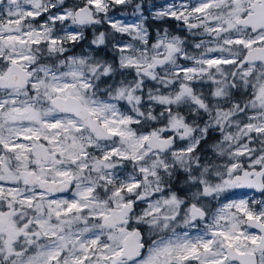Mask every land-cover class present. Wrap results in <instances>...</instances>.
Masks as SVG:
<instances>
[{"label": "snow or ice", "instance_id": "obj_1", "mask_svg": "<svg viewBox=\"0 0 264 264\" xmlns=\"http://www.w3.org/2000/svg\"><path fill=\"white\" fill-rule=\"evenodd\" d=\"M153 3L156 15L163 18L161 24L153 27L146 42L138 28H131L136 35H130L128 27L118 30L121 38L117 52L129 53L133 46L129 41L143 50L147 62L139 58L140 53L126 60L121 56L130 76L142 74L146 78L142 83L155 78L154 68L178 57L182 61L176 69L178 77L191 79L215 71L221 79H213L211 84L234 93L235 100L229 107L237 111L221 112L217 108L213 127L218 133L205 129L209 139L218 134L222 142L236 140L239 145L236 159L229 162L223 174L227 178L213 189L226 194L220 207L209 213L193 204L183 216H157L162 209H152L144 215L156 219L145 225L143 219H133L134 209H151L153 202L160 201L168 207L183 208L182 202L167 188H154L151 196H141L139 201L135 197L123 201L93 199L95 192L115 197L124 191L132 193L140 188L141 177L113 191V177L106 175L101 186L93 187L89 181L87 190H81L71 166L86 160L88 153L82 143L77 144V135L87 130L102 139L99 126L107 136L125 137L129 134L123 126L130 121L102 119L99 104L86 96L93 84L84 78L79 58L61 61L56 67L38 59L32 48L63 45L55 36L45 40V27L70 21L66 5L54 6L51 16L47 10L41 12L30 6L24 16L9 14L7 27L0 23V264H17V258L19 264H264V123H256L264 121V0ZM111 4L119 13L125 0H111ZM87 5L101 9L104 0H87ZM25 16L32 18L35 31L14 27L21 25ZM109 20L108 26L116 29V21L110 16ZM81 23L87 26L92 21L82 17ZM165 23L170 25L171 33L163 28ZM123 24L127 26L128 21ZM177 24L184 31L174 36ZM69 31L74 33L75 42L79 28L73 26ZM186 36L197 37L188 49H202V55L179 56ZM16 45L28 47L18 51ZM149 49L154 54L150 55ZM98 51L111 56L103 48ZM220 66L228 71L220 70ZM110 79L111 74L105 73L104 82ZM223 87L215 88V92L219 94ZM156 102L159 106L173 103L167 97ZM139 126V121L133 125ZM234 129L239 133L236 137L231 134ZM164 135L170 136L171 132L165 130ZM150 138L145 134L143 141ZM77 148L81 149L79 153ZM133 159L142 161L143 157L121 153L118 147L103 156L104 161H125L126 165ZM87 167L83 165L82 169ZM100 167L105 169L103 164ZM140 172L146 173L147 169L141 168ZM202 190L205 196L209 194V186ZM249 191L254 196L246 199ZM178 220L187 226L206 223L202 232L193 234L178 231V225L171 227ZM146 227H159L165 235L170 229L171 235L153 244L144 236Z\"/></svg>", "mask_w": 264, "mask_h": 264}, {"label": "clouds", "instance_id": "obj_2", "mask_svg": "<svg viewBox=\"0 0 264 264\" xmlns=\"http://www.w3.org/2000/svg\"><path fill=\"white\" fill-rule=\"evenodd\" d=\"M61 5L67 6L70 22L65 24L60 21L59 26L49 23L44 29V39L48 40L55 36L63 41V45L58 43L54 46L32 48V52L43 64L52 67H56L61 61H68L69 58H79L78 66H81V71L85 74L84 78L93 84V89L87 90L86 96L89 100H95L99 104L102 119L114 117L117 120L128 119L130 121L129 124L123 126L129 134L125 137L107 136L99 126L97 130L103 137L102 139H97L95 134L87 130L77 135V144L82 143L83 150L88 153L86 160L80 159L77 164L71 166L73 174L80 181L81 190H87L86 186L89 181L92 182L93 187L101 186L102 178L106 175L113 177V191L120 186L126 188L128 183L135 182L136 177H141L140 188L134 189L132 193L124 191L119 197H115L111 193L102 195L100 192H95L93 199L123 201L135 197L139 201L141 196H151L154 188L157 190L167 188L168 192L182 202L183 208L176 205L168 207L160 201L159 204L153 202L151 209H134L133 219H143L145 225L156 219L151 215L145 216V211L151 212L152 209L157 208L162 209L157 212V216L177 213L181 216L187 215L193 204L207 209L209 213L215 212L226 194L213 189L215 185L222 184L227 178L223 174L227 172L226 166L229 162L236 159L234 154L239 145L236 140L222 142L218 134L209 139L205 129L218 133V130L213 127L216 122L217 108L221 112L237 111L236 108L229 107L230 103L235 100L234 93L227 87L211 84L213 79H221L216 76L215 71L192 76L191 79L178 77L176 69L182 63L178 57L172 58L170 63L154 68L152 71L155 73V78L146 83H142L146 80L142 74L140 76L128 74L121 62V56L126 60L129 56L140 53L141 60L147 62V58L142 55L143 50L132 41H129L133 45L129 53H118L117 41L121 38L118 30L128 27L129 34L136 35L137 33L131 31V28H138L146 42L152 35L153 27L160 25L163 19L156 15L157 9L154 7L153 0H146V2L145 0H125V6L119 13L114 11L115 6L111 4V0H104L101 9L88 7L87 0H14V2L0 0V23H4L7 27L9 14L24 16L30 6H34L41 12L47 10L51 16V9ZM81 5L83 8H80ZM109 16L112 21H116V29L108 26ZM82 17H89L92 23L84 26L81 23ZM125 20L128 21L127 26L123 24ZM73 26L79 28L75 42L72 41L74 33L69 31V28ZM14 27H19L22 31L36 30L32 18L26 16L21 25H14ZM163 28L168 33L172 32L170 25L166 23L163 24ZM176 28L178 32L173 35L179 36V32L184 30L179 24ZM157 35L160 33L158 32ZM165 39L167 40V37ZM196 39L197 37H184L179 56L202 55V49H188V44ZM22 47L28 46L16 45L18 51ZM49 48L54 50L49 51ZM100 48L111 53V56L98 51ZM149 54H154L151 49H149ZM112 56H116V59L113 60ZM76 62L73 61V63ZM220 70L228 71L223 66H220ZM89 72L93 75H87ZM121 72H124V75L121 76ZM105 73L111 74V79L106 83L104 82ZM228 83H231V80ZM217 87H223V91L219 94L215 92ZM109 97L115 98L109 99ZM161 97H167L173 103L159 106L156 101ZM137 121L140 126L133 127ZM229 123H235V121H229ZM256 123L261 124L264 121L258 120ZM241 127H243L242 124ZM145 129L148 130L147 133ZM165 130L170 131L171 135L165 136ZM224 131L227 133L228 129ZM145 134L151 137L147 142L143 141ZM231 134L233 137L239 135L235 129ZM141 144H144L143 148ZM112 147H118L121 153L139 154L143 160L133 159L127 165L125 161H104V154ZM189 148L194 150L189 152ZM80 151V148L76 149L77 153ZM65 163L68 164V161ZM102 164L105 165L104 170L100 167ZM112 164L117 167H109ZM83 165H89V167L82 169ZM141 168L147 169V172L141 173ZM218 173L221 175H217ZM203 186H209L207 196L202 190ZM181 189L183 192L180 191ZM253 196L254 193L249 191L246 199ZM256 199L259 200L260 197ZM211 218L209 215L208 219L211 220ZM205 223L201 221L199 227L195 224L187 226L182 220H178L171 227L178 225V231L182 229L195 234L204 230ZM170 235V229L165 235L159 227H146L144 232L146 239L153 241V244L166 240ZM5 259L8 258L5 257ZM17 264H19V258H17Z\"/></svg>", "mask_w": 264, "mask_h": 264}]
</instances>
